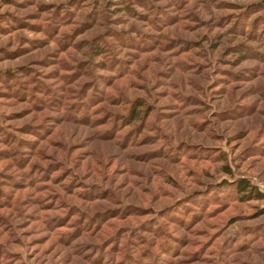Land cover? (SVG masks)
<instances>
[{
	"label": "rangeland",
	"instance_id": "obj_1",
	"mask_svg": "<svg viewBox=\"0 0 264 264\" xmlns=\"http://www.w3.org/2000/svg\"><path fill=\"white\" fill-rule=\"evenodd\" d=\"M0 264H264V0H0Z\"/></svg>",
	"mask_w": 264,
	"mask_h": 264
},
{
	"label": "trees",
	"instance_id": "obj_2",
	"mask_svg": "<svg viewBox=\"0 0 264 264\" xmlns=\"http://www.w3.org/2000/svg\"><path fill=\"white\" fill-rule=\"evenodd\" d=\"M244 183H245V182H244ZM244 183H243V186H242V187H244V189H246V187H247L246 185H247V184H246V183L244 184Z\"/></svg>",
	"mask_w": 264,
	"mask_h": 264
}]
</instances>
